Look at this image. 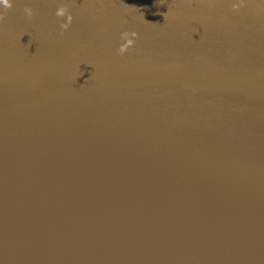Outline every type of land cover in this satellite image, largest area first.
I'll list each match as a JSON object with an SVG mask.
<instances>
[{
    "label": "water",
    "instance_id": "1",
    "mask_svg": "<svg viewBox=\"0 0 264 264\" xmlns=\"http://www.w3.org/2000/svg\"><path fill=\"white\" fill-rule=\"evenodd\" d=\"M60 2L0 20V264H264V2L63 0L62 34ZM79 151L94 204L54 197Z\"/></svg>",
    "mask_w": 264,
    "mask_h": 264
},
{
    "label": "bare ground",
    "instance_id": "2",
    "mask_svg": "<svg viewBox=\"0 0 264 264\" xmlns=\"http://www.w3.org/2000/svg\"><path fill=\"white\" fill-rule=\"evenodd\" d=\"M97 158L98 157H96L93 154H88V153L83 154L80 151H79V153L76 152V156L73 160L72 167H70V168L65 167L62 170V174L60 175V178L57 179V181L55 183L56 187L54 190V192H55L54 197H57L59 192L62 194L63 188H61V184L65 181V179L67 177L66 175L68 173H71V176H74V174H75L79 177V179L77 180L78 182L76 181L75 185L73 186L75 189H79L78 191L81 192V195L79 197H84L86 199L85 202H89V200H92L93 204L96 203V200L93 199V196L92 197L88 196V191H90L92 189V186L89 183L92 182V179L94 177V175L92 174V171L89 168V163L95 161ZM110 158L116 159V158H126V157L111 153V154H108L107 156H102L101 162H103L104 160L110 159ZM127 159H129V158H127ZM109 168L114 170V172L113 171H111V172H113V173L116 172L114 175V178H118L122 173L124 174V172L122 170L116 169L115 166H110ZM140 170H141V172H144V171L147 172V174L142 173V177H145V179H144L145 185H148L147 189L144 190V193L146 196H149V198L155 197V196L158 197L157 192H159V195L162 198L163 196L168 195V193L170 194L171 192H177L180 194L181 187L183 188V186H185L184 189L189 188V185L185 184L184 181L180 183L177 180H172L171 178H167L165 176L160 175V177H157L156 176L157 174L148 170V168H146V167L140 166ZM95 189L96 188L94 185L92 191H94ZM195 189L196 188H194V187L192 188V190H195ZM49 193H51V191ZM51 198H52V195H51ZM58 198L61 199V196H58ZM76 198H78V197H76ZM158 198H160V197H158ZM68 200H70V197H67L66 201H68ZM153 200H156V199H153ZM197 200L203 201L204 198L198 197ZM225 200L227 202L231 201V200H228L226 198H225ZM150 202H153V201L151 200ZM204 203H206V201H203L200 204H204ZM199 206H202V205H199ZM196 207H198V204ZM258 211L260 212V210H258ZM235 215H241L240 210H238L233 216H235ZM255 216H258V212H254L251 210V213L247 217L253 218ZM235 220H236L235 217L229 219L230 222H235Z\"/></svg>",
    "mask_w": 264,
    "mask_h": 264
},
{
    "label": "clouds",
    "instance_id": "3",
    "mask_svg": "<svg viewBox=\"0 0 264 264\" xmlns=\"http://www.w3.org/2000/svg\"><path fill=\"white\" fill-rule=\"evenodd\" d=\"M14 0H0V20H3L4 18V10L9 9L12 7ZM241 3L244 2V0H240ZM261 2H264V0H261ZM60 6H57L54 10L53 15L56 17H63V22L59 23V29L61 34L63 33L64 29H66L69 25V23L72 20V14L69 11V6L67 3L63 2L61 0L60 3H58ZM238 9L235 5H233L232 10ZM23 14L27 18H31L33 16V8L31 7H25L23 8ZM166 14V13H165ZM164 14V16H165ZM136 36L135 32H121L119 34L120 40L123 42L120 43L116 49L118 54H123L126 50H129L130 47L133 45L134 40L133 38Z\"/></svg>",
    "mask_w": 264,
    "mask_h": 264
}]
</instances>
